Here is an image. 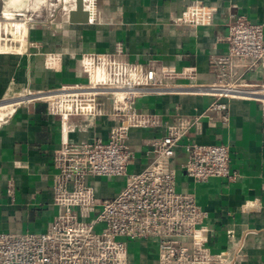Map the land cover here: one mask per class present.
Returning <instances> with one entry per match:
<instances>
[{
  "label": "crops",
  "instance_id": "0c3cea01",
  "mask_svg": "<svg viewBox=\"0 0 264 264\" xmlns=\"http://www.w3.org/2000/svg\"><path fill=\"white\" fill-rule=\"evenodd\" d=\"M61 2L66 6L69 0ZM190 6L204 15L203 22L173 21ZM95 9L92 23L82 21L81 14L70 21L59 5L53 17L48 8L29 21L23 50L0 52V102L27 90L87 84L84 54L114 58L140 72L152 70L161 87L138 93L129 109L155 115L158 124L129 128L126 142L134 157L127 172L153 163L149 141L165 132L173 114L188 117L189 129L173 155L157 161L158 169L173 171L176 191L191 195L206 213L204 245L220 255L222 264H264V106L254 98L235 97L220 100L225 110H212L215 98L200 89L216 79L212 60L226 51L230 20L243 15L264 25V0H95ZM49 53L57 57L51 68L46 66ZM240 81L255 90L264 82V66ZM12 103H0V232L45 231L60 212L53 203L54 151L63 140H106L112 127L126 124V117L114 114L109 94L97 95L93 113L61 120L48 113L42 99ZM192 141L227 145L230 177L197 182L186 175L185 144ZM87 181L99 201L112 198L123 184L122 177ZM126 245L130 264H158L157 239Z\"/></svg>",
  "mask_w": 264,
  "mask_h": 264
},
{
  "label": "built area",
  "instance_id": "2783aa9c",
  "mask_svg": "<svg viewBox=\"0 0 264 264\" xmlns=\"http://www.w3.org/2000/svg\"><path fill=\"white\" fill-rule=\"evenodd\" d=\"M75 3L69 0L61 11L68 15ZM82 3L87 21H96L95 0ZM54 11L55 7L49 8L48 17H53ZM204 19L197 7L190 6L173 21L194 24ZM29 21H24L25 26ZM263 29V24L243 15L228 23L226 51L212 60L216 79L200 87L215 98L210 109L225 110L227 105L220 100L235 97L254 98L264 106L263 99L244 94L256 90L246 89L240 81L243 74L264 66ZM0 41L4 45L0 52H21L25 45L19 39L12 41L1 35ZM56 58L53 53L46 55V66L53 67ZM81 64L88 78L85 85H63L53 91L27 90L0 103L13 100L14 106L29 98L42 99L47 102L48 113L61 120L93 113L97 95L109 94L114 114L124 115L126 124L112 127L106 140L62 141L54 151L57 174L52 186L53 203L60 212L45 231L0 232V264H130L126 241L146 238L158 241V264H222L220 255L204 245L206 213L191 195L176 191L173 171L157 167L161 157L173 155L191 120L173 114L165 132L149 141L155 154L153 163L128 173L134 157L126 142L129 128L158 124L155 115L135 113L129 104L138 93L161 86L152 70L140 72L114 58L89 53L82 56ZM259 87L264 88V82ZM185 150L183 169L192 180L230 177L227 145L192 141L185 144ZM93 177H122L123 184L112 198L99 201L87 181ZM7 192L12 194L11 187Z\"/></svg>",
  "mask_w": 264,
  "mask_h": 264
},
{
  "label": "rangeland",
  "instance_id": "374dc122",
  "mask_svg": "<svg viewBox=\"0 0 264 264\" xmlns=\"http://www.w3.org/2000/svg\"><path fill=\"white\" fill-rule=\"evenodd\" d=\"M57 5L61 7L63 5V2H61L60 0V4H58L56 0H20L17 1L15 4L10 5L8 3V0H0V35L4 37H8L12 41H16L17 39H20L21 36L20 32H22V30L24 31L26 30L24 21H28V19L33 20L36 19L37 17H41L42 14L41 12L43 10H46L48 8L51 9L52 7H55ZM5 11L10 12L13 18H9V19L6 18V16H4L3 14ZM13 22L23 23V25L19 28L20 31L19 33L18 30L12 29L15 27L13 25ZM22 27H24L25 29ZM0 46L1 47L4 46L2 44V41H0ZM263 89L264 88L262 87H257L255 90L256 92L264 93ZM248 95L263 99L260 97V95L257 94H248ZM97 230H99V226H97Z\"/></svg>",
  "mask_w": 264,
  "mask_h": 264
},
{
  "label": "bare ground",
  "instance_id": "6f19581e",
  "mask_svg": "<svg viewBox=\"0 0 264 264\" xmlns=\"http://www.w3.org/2000/svg\"><path fill=\"white\" fill-rule=\"evenodd\" d=\"M17 1H20V0H8V3L10 4V5H13V4H15ZM4 16H6V18H13L12 16H11V13L10 12H8V11H5L4 13ZM10 23H12V22H10ZM13 25L15 26V29L16 30H18L19 31V28L23 25V23L22 22H13ZM12 26V25H11ZM12 28V27H11ZM22 28H24V27H22ZM26 28V27H25ZM24 28V29H25ZM12 29H14V28H12ZM26 31V30H25ZM25 31L24 30H22V32H20L21 33V36H20V39L19 40H21V41H23V39H24V35H25ZM14 32V31H13ZM264 90V89H263ZM253 92H255V91H251V92H249V93H253ZM244 94H246V95H248L247 93H244ZM259 95H260V97L261 98H263V100H264V93H260L259 92Z\"/></svg>",
  "mask_w": 264,
  "mask_h": 264
},
{
  "label": "water",
  "instance_id": "95a60500",
  "mask_svg": "<svg viewBox=\"0 0 264 264\" xmlns=\"http://www.w3.org/2000/svg\"><path fill=\"white\" fill-rule=\"evenodd\" d=\"M78 14L79 15L80 14L83 15V18L81 19L82 21H86L87 20V15L88 14L83 9L82 0H76L75 8L68 13L69 20L73 21Z\"/></svg>",
  "mask_w": 264,
  "mask_h": 264
}]
</instances>
